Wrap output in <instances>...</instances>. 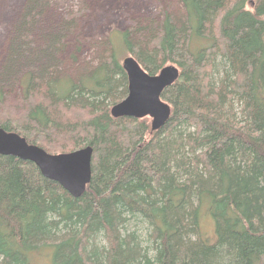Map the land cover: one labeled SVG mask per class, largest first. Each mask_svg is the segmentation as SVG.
Returning a JSON list of instances; mask_svg holds the SVG:
<instances>
[{
  "label": "trees",
  "instance_id": "1",
  "mask_svg": "<svg viewBox=\"0 0 264 264\" xmlns=\"http://www.w3.org/2000/svg\"><path fill=\"white\" fill-rule=\"evenodd\" d=\"M179 2L182 15L152 33H110L103 63L79 83L37 85L48 74L37 63L21 81L23 109L0 105V127L51 154L93 148L79 197L0 154V264H264V0ZM118 41L150 75L180 70L158 130L150 116L111 113L129 85Z\"/></svg>",
  "mask_w": 264,
  "mask_h": 264
},
{
  "label": "rangeland",
  "instance_id": "2",
  "mask_svg": "<svg viewBox=\"0 0 264 264\" xmlns=\"http://www.w3.org/2000/svg\"><path fill=\"white\" fill-rule=\"evenodd\" d=\"M30 4L31 0H0V105L18 110L23 109L21 81L29 71H37V63L48 69L42 81H34L37 85L51 77L69 76L79 83L103 63L105 49L111 48L110 33L116 37L125 29H147L148 34L165 14L178 17L183 12L179 0H50L47 9L30 8ZM59 34L62 37L50 57ZM118 45L117 58L122 64L128 55L121 41ZM14 53L21 58L12 62ZM10 66L12 72L7 74ZM220 73L219 69L212 75L214 81L220 79ZM203 228L204 236L214 242V224L207 222Z\"/></svg>",
  "mask_w": 264,
  "mask_h": 264
},
{
  "label": "water",
  "instance_id": "3",
  "mask_svg": "<svg viewBox=\"0 0 264 264\" xmlns=\"http://www.w3.org/2000/svg\"><path fill=\"white\" fill-rule=\"evenodd\" d=\"M129 79L128 95L111 108L114 117L152 118V130L162 128L170 119L171 105L162 99L163 91L180 75L178 66L170 64L158 74L150 75L132 56L122 62ZM0 154L33 161L44 177L57 181L75 197L81 196L92 179L93 148L86 146L72 152L51 154L29 143L16 132L0 127Z\"/></svg>",
  "mask_w": 264,
  "mask_h": 264
}]
</instances>
